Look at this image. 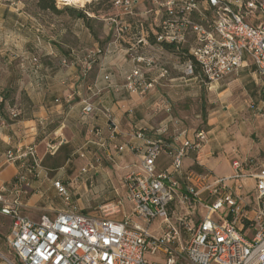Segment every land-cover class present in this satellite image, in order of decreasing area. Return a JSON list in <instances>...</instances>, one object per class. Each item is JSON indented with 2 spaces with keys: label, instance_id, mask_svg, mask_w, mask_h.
Here are the masks:
<instances>
[{
  "label": "built area",
  "instance_id": "built-area-1",
  "mask_svg": "<svg viewBox=\"0 0 264 264\" xmlns=\"http://www.w3.org/2000/svg\"><path fill=\"white\" fill-rule=\"evenodd\" d=\"M61 1L71 4L57 0V5ZM111 1L114 14L107 22L118 49L174 46L190 55L184 74L197 76L198 69L210 84L238 74L250 59L264 92V0ZM100 52L89 51L85 71ZM133 59L126 88L145 94L154 81H145L143 67H152L156 59L142 53ZM97 111L101 109L85 101V115ZM179 123L174 120L176 131ZM168 130L167 124L158 131ZM135 137L143 143L131 139L115 155L108 154L114 161L125 151H139L140 161L125 177L126 196L103 205L100 214L68 208L31 218L24 212V197L31 186L27 173L37 177L42 162L38 147L33 142L5 152V159L18 163L20 170L0 188V214L11 218L7 243L22 264H264V163L236 157L232 173L219 176L184 165L191 151L197 164V152L199 157L209 141L204 129L179 146L147 138L143 130ZM163 153L170 164L159 170ZM87 171V166L82 169ZM54 187L69 203V186L58 179Z\"/></svg>",
  "mask_w": 264,
  "mask_h": 264
},
{
  "label": "crops",
  "instance_id": "crops-1",
  "mask_svg": "<svg viewBox=\"0 0 264 264\" xmlns=\"http://www.w3.org/2000/svg\"><path fill=\"white\" fill-rule=\"evenodd\" d=\"M1 5L0 3V8ZM37 14L41 15V13ZM30 17L24 11H17L12 17L0 11L1 49L9 47L11 36L15 31H18L17 37L24 44L25 39L19 29ZM10 19L13 25L19 27L17 30L9 27ZM46 24L48 23H45L44 27L40 23L37 24L39 27L36 30L40 32L44 44L47 43L45 41L50 42V47L46 46L42 50V56H49L50 61L34 63L29 60L19 66L22 79H0V95L8 94L12 88L17 87L16 94L11 98L8 113L0 106L4 118V122H0V188L4 184H11L20 170L18 163L8 162L5 159L4 151L19 145L34 142L39 154L42 155L41 158L46 155L45 148L49 144H54L58 148L65 144L78 148H103L108 156V154L115 155L117 147L131 139L142 144L143 140L135 137V133L140 130L144 131L147 138H161L171 146H179L186 138H194L191 136V130L187 129L183 133L181 132L183 129L177 131L175 129V133L169 139L166 137L168 131V133L158 131L170 120L165 118L169 114L170 107H166L168 114L161 110V113L162 111L165 113V117L159 124L154 120L155 107L159 102L168 105L171 103L172 114L183 116L185 113L181 105L185 88L197 86V89H200L201 87L200 82L194 81L197 76L188 77L184 74V61L178 55L165 47L126 52L118 49L112 43V38L104 52L92 63L93 68L86 73L84 67L89 51L99 48V42L93 38L89 29L82 25L81 34L85 37L86 44L75 48L68 45L66 40L69 34L81 36L75 31L73 23L63 27H59L57 21ZM45 27L48 28L49 34L46 33ZM110 28L109 26V30ZM139 53L156 59L152 67H143L145 81H154V87L145 94L126 88V77L135 67L133 57ZM162 69L167 71L164 77L160 75ZM243 70L249 71L253 79H223L211 85L213 89L221 85L220 95L236 102L237 115H243L248 122L251 136H247L245 127L235 128L232 134L225 129L220 130V126L212 128L209 133L213 132L214 137L209 139L199 157L197 152V170H207L216 174V170L225 160L230 165V172L224 175L217 174L230 175L231 162L236 155H239V149L244 152L243 159L253 158L257 165L264 163V92L250 59L241 71ZM106 75L109 76L108 79ZM85 101L92 102L100 107L101 111L85 115L83 113ZM13 112H17L18 116L13 117ZM227 120V118L221 120L219 124L228 125ZM230 121L233 122V118ZM253 135L259 139L253 138ZM96 154L98 152L88 150L83 152L82 156L88 159L93 156L97 160L101 159ZM123 155L122 161H137V163L140 161L139 151H125ZM169 164L170 157L163 153L158 159L159 170L166 169ZM194 164H196V152L191 151L185 158L184 165L193 167ZM27 175L32 178L30 173ZM31 181L28 195L24 197L26 204L24 212L27 215L38 219L45 212L54 216L58 211L65 209L53 208L49 204L48 197L53 194L50 180L34 178ZM39 211L43 213L40 214ZM10 229L11 218L0 214V264H9L5 259V246Z\"/></svg>",
  "mask_w": 264,
  "mask_h": 264
},
{
  "label": "rangeland",
  "instance_id": "rangeland-1",
  "mask_svg": "<svg viewBox=\"0 0 264 264\" xmlns=\"http://www.w3.org/2000/svg\"><path fill=\"white\" fill-rule=\"evenodd\" d=\"M57 1V0H56ZM91 1L97 0H88L84 2H77L75 4H69L76 7H84L87 3ZM1 8L0 11H3L4 14H9L11 17L15 15L17 11H24V13L28 16H31L24 23L23 26H20V34L25 39L24 44L21 43L20 38L17 37L18 31H15V34L11 36V40L9 42V49H1L0 48V79H22V74L20 72V65L24 62L31 60L34 63L38 62H49L50 59L47 57H43V48L50 47V42L44 44L42 37L39 35V31L36 30L37 24H42L44 27L45 23H51L53 21H57L59 27H63L64 25H70L69 23H73L74 29L76 32L82 33V25L86 26L84 20L79 18L71 17L69 14H53L50 12H39L36 8L35 0H0ZM68 5V4H67ZM66 4L64 2H60L58 7L62 9ZM37 13H41L38 15ZM114 14L113 7L108 5H101L99 9V13L94 17H98V21L94 22L97 30L100 31V40L106 41L108 36L109 25L107 24V18ZM93 15V14H92ZM12 20L10 19V23H8L11 29H18V26L12 24ZM46 24V25H48ZM61 24V25H60ZM46 33L49 34L48 28L45 27ZM85 29V28H84ZM68 45L73 47H81L86 44L85 37L81 34L80 37H77L76 34H69L66 38ZM0 41L1 35H0ZM186 59L183 61L185 62ZM183 62V63H184ZM85 68V67H84ZM197 79L194 80L200 82V89L193 88L192 86L185 88V95L182 103L181 109L185 114L181 115H173V106L170 103L168 105L164 102H159L155 109L156 114L154 116L155 123L162 121L165 117L166 107H170L168 111V115L165 118H169L170 120L167 122L169 125V130L166 137L169 139L172 134L175 133V129L177 127L174 126V120H180L179 129H187L191 130V136L195 135V132L200 129H204L205 131H210L212 128L220 126V130L232 131L235 128H243L247 129V136H251L250 125L245 121L243 115H237V105L236 102H233L230 98H226L224 95H220L221 85L218 88H212L210 83L199 74L198 69ZM10 73V74H9ZM224 79H253L252 75H250L249 71L243 70L238 74H233L225 77ZM221 82V81H220ZM215 84V83H214ZM17 92V87L12 88V91L9 93L11 96L15 95ZM7 95V94H6ZM3 99L0 102V106L4 108V110L8 113L9 108L11 106V100L9 98H5V95H0ZM199 98V99H197ZM100 108V107H99ZM161 110H164L165 113ZM164 113V114H163ZM242 114V112H239ZM228 119V125L219 124L221 120ZM233 118V122L230 120ZM165 120V119H164ZM211 120V122H209ZM245 122V123H244ZM214 123V124H210ZM217 133V132H216ZM215 133V134H216ZM244 133V136L246 135ZM214 137V133H209V139ZM255 139H259L252 136ZM52 147L46 145L45 151L46 155L42 158V162L40 167H38L36 173L38 176L35 177L31 174V180L35 179H48L52 183L53 194H50L48 197L49 204L53 208L58 209H78L84 213L89 214H100L102 211V206L109 203L111 200H115L116 198H124L127 194L126 188L124 187L125 177L131 170L137 169V161H122L124 155H121V158L116 160H110L104 149H92L91 147L86 148H78L77 146H73L71 144H65L59 149L56 145L50 144ZM15 149V148H10ZM239 149V148H238ZM9 150V149H7ZM4 151L5 152L7 151ZM88 150H92L93 152H98L101 159L97 160L94 156L90 159L82 156L83 152ZM239 155H236L237 158L243 159L244 152H241L239 149ZM41 157L42 155L39 154ZM5 157V156H4ZM92 164L94 167H90ZM197 166V164H194ZM88 168L87 172H82L84 167ZM99 173L96 174L95 172ZM216 172L220 175H224L226 172H230V165L228 162L224 160L221 167H219ZM216 173V174H217ZM217 174V175H218ZM15 179V178H14ZM13 179V181H14ZM62 180L66 185L69 186L72 197L69 203H66L63 198L59 195L57 189L54 187L55 180ZM12 181V182H13ZM32 184V181H31ZM115 187L119 191V195L115 194ZM30 187H28L27 191ZM28 195V192L25 196ZM130 208V203L125 202V210ZM40 214L43 212L39 211ZM26 213V212H25ZM49 213V212H45ZM53 216V215H51ZM156 225V224H155ZM250 233V232H249ZM7 242V241H6ZM5 259L9 264H22L15 256V254L10 250L8 243L5 246Z\"/></svg>",
  "mask_w": 264,
  "mask_h": 264
},
{
  "label": "trees",
  "instance_id": "trees-1",
  "mask_svg": "<svg viewBox=\"0 0 264 264\" xmlns=\"http://www.w3.org/2000/svg\"><path fill=\"white\" fill-rule=\"evenodd\" d=\"M35 4H36V8L39 12H44V13L50 12V13L59 14V15L67 13L71 17L84 20L86 27L89 29L93 38L99 42V48H100L101 52L98 55H100L104 52L107 44L113 38V33L110 32L109 38H107L106 41L100 40V31L97 30V28L94 25V22L99 20L98 17H94V16L99 13L100 6L103 4H105V5L110 4L112 6L111 0L91 1V2L87 3L84 7H81V8L73 6V5H66L65 7L60 9L57 5L56 0H35ZM164 47L166 49H168L169 51L178 55L182 60L190 57V55H188L186 52L175 49L174 46L165 45ZM98 55L96 56L95 61H96ZM92 68H93V65L91 66V68L89 70L86 71V73H88ZM9 93L7 95L5 94V98L6 99L9 98L12 101V99H11L12 96ZM61 148H62V146L59 149H61ZM193 167L197 170L196 165H194ZM199 171H201V170H199Z\"/></svg>",
  "mask_w": 264,
  "mask_h": 264
},
{
  "label": "bare ground",
  "instance_id": "bare-ground-1",
  "mask_svg": "<svg viewBox=\"0 0 264 264\" xmlns=\"http://www.w3.org/2000/svg\"><path fill=\"white\" fill-rule=\"evenodd\" d=\"M70 3H72V4H75V3H77V2H84V1H88V0H68Z\"/></svg>",
  "mask_w": 264,
  "mask_h": 264
},
{
  "label": "water",
  "instance_id": "water-1",
  "mask_svg": "<svg viewBox=\"0 0 264 264\" xmlns=\"http://www.w3.org/2000/svg\"><path fill=\"white\" fill-rule=\"evenodd\" d=\"M111 124H112V126H114V123L111 122Z\"/></svg>",
  "mask_w": 264,
  "mask_h": 264
}]
</instances>
